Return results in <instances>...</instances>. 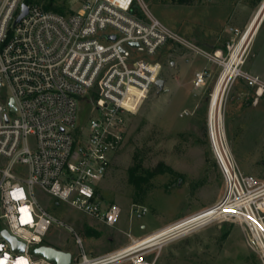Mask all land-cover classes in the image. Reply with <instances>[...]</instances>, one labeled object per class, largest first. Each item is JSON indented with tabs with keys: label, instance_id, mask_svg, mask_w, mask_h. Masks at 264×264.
Instances as JSON below:
<instances>
[{
	"label": "built area",
	"instance_id": "obj_1",
	"mask_svg": "<svg viewBox=\"0 0 264 264\" xmlns=\"http://www.w3.org/2000/svg\"><path fill=\"white\" fill-rule=\"evenodd\" d=\"M80 3L77 12L63 16L24 0H0V264H54L33 253L53 227L74 236L78 253L71 254V264H115L128 257H116L117 252L88 256L80 237L48 213L37 193L114 227L121 208L103 204L99 185L122 144L130 115L158 88L160 52L170 42L188 43L154 18L142 0ZM22 4L27 14L16 22ZM236 47H227L228 59L222 50L191 49L221 69L216 82L223 78V98L228 86L241 81L257 100L264 95V80L242 71L245 51L225 72ZM209 76L207 68L194 73V89L204 87ZM79 103L92 112L86 127L77 125ZM215 121L211 126L208 119V135L224 181L221 199L201 222L183 224L204 211L151 233L153 239L143 250L161 248L215 220L230 219L245 228L264 264V183L238 168L222 111L221 120ZM135 213L139 218L144 211ZM4 230L25 246L24 251H13L1 234ZM136 241L131 238V244Z\"/></svg>",
	"mask_w": 264,
	"mask_h": 264
},
{
	"label": "rangeland",
	"instance_id": "obj_2",
	"mask_svg": "<svg viewBox=\"0 0 264 264\" xmlns=\"http://www.w3.org/2000/svg\"><path fill=\"white\" fill-rule=\"evenodd\" d=\"M80 1L64 0L63 16L77 12ZM187 1L142 0L154 18L188 44L170 42L160 52L159 79L166 83L154 88L137 112L130 115L122 144L99 185L103 204L121 208L116 225L99 224L37 193L48 213L80 237L90 257L123 250L131 244L132 237L143 239L157 228L210 209L223 195L224 181L208 135L209 101L221 69L191 47L207 53L222 50L228 59L227 47L235 48L254 24L242 71L264 80V0ZM44 2H40L41 8ZM203 68L209 70L210 76L204 87L194 89V72ZM227 88L222 115L231 153L242 173L264 183V95L254 99L253 91H245L241 81ZM183 111L189 115L181 117ZM91 115L90 107L79 103L77 125L86 127ZM135 211L144 214L137 218ZM44 245L73 256L78 253L73 234L64 228L53 227ZM137 262L262 264L245 228L230 219L215 220L161 248L141 250L115 264Z\"/></svg>",
	"mask_w": 264,
	"mask_h": 264
},
{
	"label": "bare ground",
	"instance_id": "obj_3",
	"mask_svg": "<svg viewBox=\"0 0 264 264\" xmlns=\"http://www.w3.org/2000/svg\"><path fill=\"white\" fill-rule=\"evenodd\" d=\"M253 26H254V24H252L251 27L242 35L243 38L240 40L238 46L236 47V49L234 50V52L232 54V57H231L229 63L226 65V67H225L226 71L225 72L228 71L230 65L237 64L239 62V55L241 54L242 51L246 52V50H247L246 44L247 43L249 44V41L247 42V39L250 35V32H251ZM222 79L223 78H221L218 82L215 83L213 91H212L211 96H210L208 116H209V120H210V123L212 124V126L214 123H216V121H215L216 119L221 120V111H222V104H223L222 94L224 91ZM219 111H220V114H218ZM204 212H206V214H203L200 217H197L196 219H193V220L186 222V223H183V224H186L185 226H187L189 224H195V223L201 222V221L209 218L213 213V212H208V210H206ZM204 212H202V213H204ZM152 237H153V235H148V236L144 237L143 239H138L135 243L130 244L127 248L120 250V251H117L116 254H118V255H116V257L121 256L123 254H126L124 256H130L136 252H139V251L145 249L142 246H144L146 243H148L150 240H152L153 239Z\"/></svg>",
	"mask_w": 264,
	"mask_h": 264
},
{
	"label": "water",
	"instance_id": "obj_4",
	"mask_svg": "<svg viewBox=\"0 0 264 264\" xmlns=\"http://www.w3.org/2000/svg\"><path fill=\"white\" fill-rule=\"evenodd\" d=\"M27 14V6L25 4L21 5V14L16 19V22H19L20 19ZM111 40H114V37H110ZM157 86L161 87L162 82L159 80L157 82ZM10 108L14 111L13 102H10ZM2 236L11 244L13 251H24L25 246L18 242L14 237H11L7 231H2ZM34 255L38 257H42L48 262H53L54 264H71V253L58 250L51 246L42 245L37 247L33 251Z\"/></svg>",
	"mask_w": 264,
	"mask_h": 264
},
{
	"label": "trees",
	"instance_id": "obj_5",
	"mask_svg": "<svg viewBox=\"0 0 264 264\" xmlns=\"http://www.w3.org/2000/svg\"><path fill=\"white\" fill-rule=\"evenodd\" d=\"M42 0H24L26 5H38ZM182 3H189L187 0H181ZM64 0H46L44 2L42 9L48 12L57 13L63 15L64 13Z\"/></svg>",
	"mask_w": 264,
	"mask_h": 264
},
{
	"label": "crops",
	"instance_id": "obj_6",
	"mask_svg": "<svg viewBox=\"0 0 264 264\" xmlns=\"http://www.w3.org/2000/svg\"><path fill=\"white\" fill-rule=\"evenodd\" d=\"M198 71H200L199 69H197L194 73H196V72H198ZM162 82V86H164L165 85V81H161ZM161 86V87H162ZM159 229H161V228H157V229H155L154 231H152V232H150V233H148V234H146V235H150L151 233H153V232H155L156 230H159ZM133 238V237H132Z\"/></svg>",
	"mask_w": 264,
	"mask_h": 264
}]
</instances>
